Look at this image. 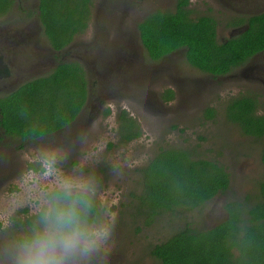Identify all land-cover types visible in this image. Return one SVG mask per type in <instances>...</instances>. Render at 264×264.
Returning a JSON list of instances; mask_svg holds the SVG:
<instances>
[{
  "label": "trees",
  "instance_id": "16d2710c",
  "mask_svg": "<svg viewBox=\"0 0 264 264\" xmlns=\"http://www.w3.org/2000/svg\"><path fill=\"white\" fill-rule=\"evenodd\" d=\"M95 2L38 0L40 27L53 50H62L86 34L92 25ZM186 3L183 0L173 10L157 11L138 24L141 44L151 60L186 49L188 63L217 77L232 72L254 54L264 51V11L252 15L244 23L248 27L241 34L218 43L217 21L192 20L188 17L192 10L183 8ZM14 4L15 0H0V18L12 14ZM106 4L108 15L121 18L119 3ZM104 27L100 26L101 31ZM88 91V71L76 61L60 62L47 75L0 97V142L4 137L22 144L51 141L45 138L74 122L86 104ZM166 92V99L173 98L171 91ZM257 108L255 98L237 95L229 97L221 111L208 106L201 118L235 126L239 135L260 143L258 155L264 168V114H257ZM110 113L109 109L104 111L105 115ZM116 121L118 144H127L141 136L136 119L126 110L118 111ZM57 135L53 138L58 139ZM67 143L72 144L69 140ZM42 166L40 162L28 164L34 172L43 171ZM136 173L137 188L128 194L134 204L129 214L132 224L141 220L146 228L157 225L161 231L164 223L171 228L161 241L149 245L148 255L153 264H264V176L262 181L253 184L254 194L237 195L225 165L217 159L199 156L194 148L178 147L161 149ZM57 198L69 199L64 189L55 188L48 199ZM71 198L81 201V208L87 202L84 219L90 227L103 222L104 208L91 191L72 193ZM217 199H222L221 208L227 216L207 228L203 225L204 214L207 206ZM37 218L27 225L24 235L38 226L36 221L40 219Z\"/></svg>",
  "mask_w": 264,
  "mask_h": 264
},
{
  "label": "rangeland",
  "instance_id": "374dc122",
  "mask_svg": "<svg viewBox=\"0 0 264 264\" xmlns=\"http://www.w3.org/2000/svg\"><path fill=\"white\" fill-rule=\"evenodd\" d=\"M113 1L96 0L92 25L86 34L79 38L81 42L91 43L90 53L94 48H101L105 56L111 53L116 56L118 52L125 50L124 44L127 39L122 36L124 31L122 20L118 17L113 19L107 14L106 8L109 6L104 8L106 3L111 5ZM26 2L30 6L34 1L26 0ZM153 3L156 4L157 1L154 0ZM197 4L198 2L195 3L194 9ZM168 6L169 3L166 2L165 7ZM202 8V3L199 2L198 10L201 11ZM211 15L216 14L212 12ZM102 25L105 26L103 31L100 29ZM228 31L229 29L222 30L219 32V37L227 35ZM95 42L96 46H94ZM105 44L110 46L107 47ZM179 56L172 54L165 60L150 64L151 62L143 54L144 61L141 60L143 63L133 57L130 66L122 65L123 69L129 70V73L123 74L128 85L127 91L124 93L125 97L120 98L126 101H115L112 98L116 97L109 96L105 107L111 113L109 115L98 113L97 117L92 119L87 118L92 116L91 108L88 106L79 124L88 121L91 126L82 131L77 124L75 128L72 127L69 132L59 135L55 140L78 141L80 145L76 148L80 150L73 151L66 146L54 147L53 140H49L42 145L24 144L25 148L21 147L22 152L17 148L20 142L16 139L7 137L0 142V156H4V159L0 158V168H9L8 175L0 182V262L3 261L2 264H15L13 259L3 255V251L9 253L14 250L15 254L19 245L17 241L24 236L27 225L42 214L46 207L45 202L49 201L48 195L51 190L64 189L62 185L65 183L81 186L74 187L72 193L91 191L98 204L104 208L103 222L91 228L98 233L96 247L104 254L106 264H139L140 262H134L137 257H144L147 259L145 264H151L153 260L147 254L149 245L161 241L165 234L170 233L171 228L166 226L168 223L159 225L163 228L161 231H158V226L154 224L146 228L141 224V220L132 224L129 214L134 204L128 194L135 192L137 188L136 170L145 166L161 152V149L194 148L199 156L217 159L227 167L233 179V191L237 195L255 193L253 184L264 176V168L258 155L260 143L251 137L239 135L235 126L224 123L220 125L222 122L220 120L212 122L201 118V112L208 106L220 108L221 111L229 97L246 91L251 92L254 89L240 77L239 80L242 82L240 81L238 86L235 80L229 82L222 80L218 86L212 83L203 86L204 84L199 82L195 87H198V90L200 88V91L194 88L191 90L192 86L188 87L185 84L192 81H184L183 77H198L199 74L178 63ZM92 65L87 69L90 104L109 88L106 81L101 85L100 78L97 77V70L101 71V68L95 64L98 68L95 69ZM140 70L143 73L140 76H146L148 79L147 84L142 85V82L136 86L129 84L128 81L136 77L135 74L140 73ZM193 73L196 75L194 76ZM161 76L163 78L159 82L158 78ZM152 79L157 80L152 81ZM165 89L174 91V100L170 103H163L160 99V94ZM263 91V85L255 89L259 113L264 112ZM122 109L136 119L142 134L139 138L121 145L117 143L116 116ZM88 114L89 116H86ZM46 144L50 145L45 146ZM65 152L76 154L75 158H71L76 162V165L72 164L71 171L67 170L69 164L65 162L66 159L59 161L60 164L64 163L63 168L59 169L53 164L58 162L54 158L55 154H59V159H62ZM36 162L43 165V171L34 172L27 168L29 163ZM70 162L69 159L68 163ZM93 167L105 170L102 173L98 172L100 181L90 180L92 178L90 170ZM106 170L109 173H106ZM94 184L98 187H92ZM221 202L222 199H217L207 206L204 220L202 219L204 226H211L223 219V212L219 210ZM137 228L139 231H136Z\"/></svg>",
  "mask_w": 264,
  "mask_h": 264
},
{
  "label": "flooded vegetation",
  "instance_id": "af4514ba",
  "mask_svg": "<svg viewBox=\"0 0 264 264\" xmlns=\"http://www.w3.org/2000/svg\"><path fill=\"white\" fill-rule=\"evenodd\" d=\"M34 2L31 3V5H27L26 0H15L14 4V11L12 14L7 15L3 18H0V97L6 96L18 89L21 85L25 84L26 82L35 79L37 77L45 76L50 71H52L60 62H71L76 61L80 63L85 71H88L89 66L84 65L79 60H69V59H63L60 55V51L62 50H53L47 43V41L44 38L42 29L40 27V20L38 17V0H33ZM151 1V2H150ZM154 0H114L113 5H116L117 3L119 8L121 9L122 16H121V25H124L123 27V34L127 39V42L124 44V49L127 50L128 48L132 50L133 54L131 55V63L134 59H137L140 63H143L141 60L143 58V54L146 56L150 64H155L161 60H165V58L169 57L172 54H178L180 60L178 63L183 64L184 66H187L194 71H196L199 76L198 77H183V80H191L192 84L189 82L188 87L192 86L190 89L193 88L197 91L198 87H195L197 83H203L205 85L212 83L216 86L221 84L222 80L229 81H236L237 86L240 84L239 82L243 79L246 80V83H249L250 86L254 89L251 90V92L246 91L242 92L238 95H246L248 94L252 98H255V100L258 102V99L256 98V92L255 89L261 87V85L264 86V51L258 52L254 54L251 58H249L245 63L241 64L239 67H236L232 70V72L223 75V76H212L204 71L194 67L190 63H188L185 59V52L186 49H178L160 60L153 61L151 60L148 55L146 54L141 41H140V33L138 32V24L142 23V21L152 15L153 13L160 11L165 12L168 10H173L177 7V4L183 0H156L157 3H153ZM171 1V2H170ZM169 3V6L166 8L165 5ZM199 2L202 3L203 8L201 11L198 10V4L195 7V3ZM151 8V9H150ZM185 10H192V13L188 15L192 20L196 21L198 18H212L217 21L216 26V40L218 43H225L228 39L241 34L244 30L247 29V25L244 24L252 15L258 14L260 12L264 11V0H187V3L185 6H183ZM184 10V11H185ZM212 12H214L216 15H211ZM228 22L231 24L228 26ZM242 23V24H239ZM234 25V26H233ZM229 29L227 32V35L225 34L222 37H219V32L222 30ZM17 31V34L14 35V32ZM23 31L24 35L21 38L20 32ZM234 31L232 35H229V32ZM80 37L77 38V40ZM76 40V39H75ZM91 43L82 42V46L77 48L75 50L76 53H83L86 56L90 55V57L95 59L94 64L92 65L93 68L98 69L97 66L100 68V63L103 58H106L108 55H104L102 53L101 48H94L92 53V48L89 47ZM97 43H94V46H96ZM134 46V47H132ZM89 47V48H88ZM81 53V54H82ZM111 53V52H110ZM39 63V64H38ZM97 64V66L95 65ZM91 66V68H92ZM127 66V65H126ZM130 66V65H129ZM178 66V65H177ZM124 70V71H123ZM129 73L128 69L121 68V73ZM141 71V70H140ZM143 75L142 71L137 74H135L136 78H141L140 83L142 82V85L147 84L148 79L146 76H140ZM195 76L196 74L193 73ZM154 77V74H153ZM241 77V80H239ZM162 76L158 78L159 80H162ZM157 79H152V81H156ZM160 82V81H159ZM242 82V81H241ZM244 83V82H243ZM241 86V85H240ZM145 87V86H144ZM172 92V97L166 99L164 96H166L167 92ZM200 91V88L199 90ZM264 92V91H263ZM90 90L88 91V97L85 106L82 108L79 115L76 117L73 123L66 126L63 131L54 133L45 139H52L55 144H53L54 147L58 146H66L69 147L71 150H80V148H76L80 144H78V141L72 142V144L67 143V140L65 141H55L56 139L53 138V136L59 134L63 135L65 132H69V130L77 126L82 131L87 130L91 125L88 123V121H84L82 125L79 124V120L82 119L85 116V113L88 110V106L91 101L90 96ZM169 96V94H168ZM171 97V96H170ZM122 97H116L112 98L115 101H126L120 99ZM124 98V97H123ZM160 99L163 103H170L174 100V91L165 89L160 94ZM106 103V102H105ZM105 103L102 105V111H100V115H103L104 111L107 109L105 107ZM203 111L201 112L202 116ZM257 114L262 115L263 113L258 112L257 108ZM87 116V115H86ZM93 125V124H92ZM75 128V127H74ZM57 135V136H59ZM64 137V136H63ZM5 138V137H4ZM7 138V137H6ZM63 139V138H62ZM20 142V141H19ZM27 144V143H24ZM20 142V145L17 146V148H20L19 151L23 152V146ZM41 145L43 143H40ZM50 145V144H49ZM46 144L45 146H49ZM23 147V148H21ZM68 148V149H69ZM77 152V151H76ZM59 155V154H58ZM55 154L54 158L62 162L63 159H66L65 162L69 164L68 169L71 171L73 168V160L71 158H75L76 154L75 152L70 153H64V156L62 159H59V156ZM1 159H4V156H0ZM7 158V156H6ZM67 158L71 160L70 163H68ZM54 162V166L57 168H63V164H60V162ZM28 168V166H27ZM29 169V168H28ZM4 169L0 168V172H2ZM33 171L32 169H29ZM90 176L92 178L90 180H97L100 181V177H98L97 172L100 171V169H95L93 167L91 170ZM106 173H109V171L106 170ZM109 176V175H108ZM105 178V177H104ZM261 180L258 181H262ZM100 183V182H99ZM104 183V182H103ZM101 184V183H100ZM106 185V184H104ZM104 185L102 187L104 188ZM254 186V185H253ZM97 188L98 185L92 186ZM106 187V186H105ZM52 191V190H51ZM220 207H222L220 205ZM223 212V219L227 216L226 213L221 209H219ZM222 219V220H223ZM215 224H212L211 226H207V228H210L214 226ZM22 240L17 241V243H21ZM121 250V247L119 248ZM148 254V250H147ZM3 255H6L7 258L10 257L15 261L16 257V250L14 254V250L10 251L9 253H6L3 251ZM6 258V259H7ZM152 259V258H151ZM153 260V259H152ZM8 261V260H7ZM3 261L0 262L2 264ZM134 262H140L139 264H145L147 263V259L144 257H137ZM16 264V261H15ZM87 264H106L104 261V254L95 247V250L89 254V258L87 261ZM153 264V262L151 263Z\"/></svg>",
  "mask_w": 264,
  "mask_h": 264
},
{
  "label": "clouds",
  "instance_id": "9594fccd",
  "mask_svg": "<svg viewBox=\"0 0 264 264\" xmlns=\"http://www.w3.org/2000/svg\"><path fill=\"white\" fill-rule=\"evenodd\" d=\"M69 199L46 201L38 226L22 237L16 251V264H87L89 254L96 247V233L88 224L87 202L72 196V189L81 187L62 185Z\"/></svg>",
  "mask_w": 264,
  "mask_h": 264
},
{
  "label": "water",
  "instance_id": "95a60500",
  "mask_svg": "<svg viewBox=\"0 0 264 264\" xmlns=\"http://www.w3.org/2000/svg\"><path fill=\"white\" fill-rule=\"evenodd\" d=\"M234 31L229 32V35L231 36ZM17 34V31L14 32V35ZM24 32H20L21 38L23 37ZM82 46L81 39L74 40L71 42L67 47L62 49V51L58 52L60 53L61 57L63 59H69V60H79L81 63H83L86 66L92 65L94 63L95 59L90 57V55H85L81 53H76L75 50ZM134 47V46H132ZM133 54L131 49L124 50L122 52H118V55H113V53L109 54V56H106V58H103L100 63V68L97 70L98 74L97 77L100 78L101 85L105 83H108L109 88L108 90H105L100 95H98V98H96L90 105L89 108H91L92 116L87 117L89 119H92L93 117H97V114L100 113L102 105L109 99L108 97L112 95V97H125L124 93L127 91V84L126 79L123 77L124 73H121V66H129L131 64V55ZM112 55V56H111ZM111 58V59H110ZM39 64V63H38ZM90 67V66H89ZM111 80V81H110ZM141 78L133 77L128 82L129 84L136 86L140 83ZM89 116V114L87 115ZM9 168H5L2 172H0V182L8 175Z\"/></svg>",
  "mask_w": 264,
  "mask_h": 264
}]
</instances>
